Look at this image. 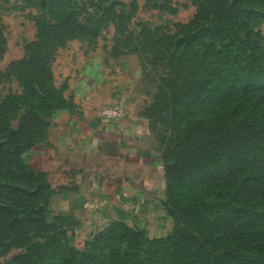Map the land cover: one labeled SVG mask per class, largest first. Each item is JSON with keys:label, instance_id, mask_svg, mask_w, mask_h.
Wrapping results in <instances>:
<instances>
[{"label": "rangeland", "instance_id": "rangeland-1", "mask_svg": "<svg viewBox=\"0 0 264 264\" xmlns=\"http://www.w3.org/2000/svg\"><path fill=\"white\" fill-rule=\"evenodd\" d=\"M118 102L160 184L70 202L20 128ZM261 217L264 0H0V264H264Z\"/></svg>", "mask_w": 264, "mask_h": 264}, {"label": "crops", "instance_id": "crops-1", "mask_svg": "<svg viewBox=\"0 0 264 264\" xmlns=\"http://www.w3.org/2000/svg\"><path fill=\"white\" fill-rule=\"evenodd\" d=\"M79 111L56 114L48 139L36 147L37 168L50 179L54 175L56 186L67 190L70 202L77 191L84 200L93 195L99 203L135 202L128 196L135 197L136 188L159 186L162 168L135 143L132 115L107 121L91 107Z\"/></svg>", "mask_w": 264, "mask_h": 264}, {"label": "trees", "instance_id": "trees-1", "mask_svg": "<svg viewBox=\"0 0 264 264\" xmlns=\"http://www.w3.org/2000/svg\"><path fill=\"white\" fill-rule=\"evenodd\" d=\"M29 116H32V115H29ZM29 116H26V117H29ZM29 119H30V125L27 127L24 124L23 127L20 128L21 129V131H20L21 140L26 142V143L21 144L20 151L23 148H26V147L29 148L30 146H33L34 144L36 145L39 141L40 135L42 134L43 130L46 127V122L45 121L43 122V120L42 121L39 120L40 118L38 115L29 117ZM17 134H18V131L16 132L15 135H17ZM27 171H28V169L26 170V172ZM164 171L165 170H163V172ZM47 187H48V185L45 181L41 182L40 185H38V187H37L36 194H39L40 189L47 188ZM260 221H264V217H261ZM261 244H262V242L258 243V248L260 247ZM262 249H264V246H262V248H260L259 251L261 252Z\"/></svg>", "mask_w": 264, "mask_h": 264}, {"label": "built area", "instance_id": "built-area-1", "mask_svg": "<svg viewBox=\"0 0 264 264\" xmlns=\"http://www.w3.org/2000/svg\"><path fill=\"white\" fill-rule=\"evenodd\" d=\"M102 115L103 119L107 121L122 119L124 115V106L122 102H118L113 104L112 106L104 108Z\"/></svg>", "mask_w": 264, "mask_h": 264}]
</instances>
